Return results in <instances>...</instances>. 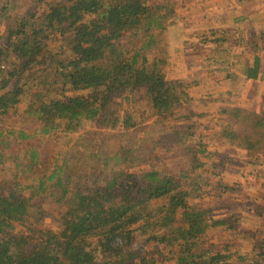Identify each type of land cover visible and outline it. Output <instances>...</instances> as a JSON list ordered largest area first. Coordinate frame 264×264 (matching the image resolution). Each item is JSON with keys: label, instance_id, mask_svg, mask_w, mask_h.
<instances>
[{"label": "trees", "instance_id": "1", "mask_svg": "<svg viewBox=\"0 0 264 264\" xmlns=\"http://www.w3.org/2000/svg\"><path fill=\"white\" fill-rule=\"evenodd\" d=\"M39 1L45 6L38 18L45 31L68 35L72 56L51 80L40 83L37 101L21 111L20 81L27 69L14 66L10 72L0 50V66L6 67L0 71V116L20 112L34 123L28 133L0 121V171L11 169L0 183V264H64V259L69 264H108L97 261V251H120L137 233L148 236V243L158 235L172 239L178 250L175 264H226L227 256L207 246V231L221 223L210 211L185 204L206 196L212 183L202 174L172 173L163 163L179 129L165 123L192 98L167 78L169 50L160 37L167 26L148 5L151 0ZM34 10L22 12L18 1L0 0L5 29L0 42L13 40L18 55L28 59L39 56L31 52L38 40L29 36L37 18ZM253 55L245 73L257 80L264 73L263 60L259 53ZM116 98L134 105L141 98L143 107L124 113L113 108ZM143 113L148 116L139 118ZM226 115L224 134L248 157L259 154L264 119L241 109ZM82 122L102 131L97 142L64 134ZM111 132L119 134L116 150L102 139ZM143 166L149 170L133 173ZM95 170L102 175V186L90 179L88 171ZM52 206L60 208L59 232L45 228ZM261 257L250 263L264 264ZM156 264L163 262L157 258Z\"/></svg>", "mask_w": 264, "mask_h": 264}, {"label": "rangeland", "instance_id": "2", "mask_svg": "<svg viewBox=\"0 0 264 264\" xmlns=\"http://www.w3.org/2000/svg\"><path fill=\"white\" fill-rule=\"evenodd\" d=\"M14 1L19 2L22 12L36 7L32 12L37 17L29 26V36L38 40L36 50H31L39 55L38 58L19 56L13 40L0 42L10 72H14V66L15 70L21 69L22 72L27 69L20 81L24 94L20 97L19 107L23 111L37 101L40 83L51 80L60 66L70 61L72 54L70 37L45 31L38 19L45 11L43 1ZM196 3L194 0H151L148 3L150 8L157 9L161 23L168 29L160 36L169 50L167 78L173 87L192 98L165 123L179 129L175 140L168 146L169 151L163 153V163L172 173L189 171L215 182L202 199L187 200L185 204L193 209L210 211L214 220L221 223L207 231V246L211 251L227 256L226 264L256 263L264 254V147L259 154L248 157L239 143L233 142L224 132L228 122L226 114L234 109L264 119V73L260 80L247 79L245 73L247 60L255 56L254 52L262 57L264 70V0H205L202 12H195ZM159 5L166 7L158 9ZM207 8L212 12L211 17L205 16ZM200 13L203 15L199 16ZM4 30V22L0 19V34ZM28 61L34 62L28 64ZM115 102L118 105L113 108L118 107L126 113L143 107L144 101L138 98L134 105L116 98ZM182 114L188 115L186 119H176ZM146 116L143 113L139 118ZM0 121L28 133L34 128L33 121L20 112L11 111L9 118L0 116ZM236 131L237 134L242 132L241 129ZM90 132L97 134L92 136ZM101 132L97 126L82 122L64 134L69 139L86 135L89 141L97 142ZM118 135L111 132L102 139H108L110 148L116 150L120 142ZM47 144L50 148L51 140H47ZM147 170L149 167L143 166L133 173L141 174ZM88 173L93 182L102 186L103 178L98 171ZM10 174V166L1 170L0 183ZM227 184L228 190L224 191ZM59 211L58 206L51 207V216L45 223L47 230L60 231ZM149 239L152 243H148V236L137 233L122 245L120 251H97V261L129 264L143 257L146 264H156L157 258L163 264L176 263L178 250L172 239L163 235ZM63 261L69 264L66 259Z\"/></svg>", "mask_w": 264, "mask_h": 264}, {"label": "crops", "instance_id": "3", "mask_svg": "<svg viewBox=\"0 0 264 264\" xmlns=\"http://www.w3.org/2000/svg\"><path fill=\"white\" fill-rule=\"evenodd\" d=\"M197 2L196 3V5H197V9H196V11L195 12H202L201 10L202 9H204V2H205V0H194V2ZM203 6V7H202ZM208 9V11L205 13V16H207V17H211L212 16V12H211V10L209 9V8H207ZM203 14L202 13H200L199 14V16H202ZM260 79H262L261 77H259V80ZM258 80V79H257ZM211 183L212 184H214L215 182L213 181H211ZM225 187L224 188H226V189H224V191H227L228 190V184L227 185H224Z\"/></svg>", "mask_w": 264, "mask_h": 264}, {"label": "built area", "instance_id": "4", "mask_svg": "<svg viewBox=\"0 0 264 264\" xmlns=\"http://www.w3.org/2000/svg\"><path fill=\"white\" fill-rule=\"evenodd\" d=\"M0 71H2V72L6 71V67L4 65L3 66L1 65L0 66Z\"/></svg>", "mask_w": 264, "mask_h": 264}]
</instances>
